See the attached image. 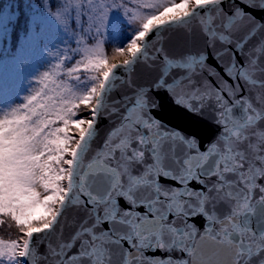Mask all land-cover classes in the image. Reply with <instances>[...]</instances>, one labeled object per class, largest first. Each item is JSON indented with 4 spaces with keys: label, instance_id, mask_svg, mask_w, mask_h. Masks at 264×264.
Masks as SVG:
<instances>
[{
    "label": "snow or ice",
    "instance_id": "obj_1",
    "mask_svg": "<svg viewBox=\"0 0 264 264\" xmlns=\"http://www.w3.org/2000/svg\"><path fill=\"white\" fill-rule=\"evenodd\" d=\"M46 10L74 47L0 105V227L18 233L0 264H264V0ZM138 66L155 79L114 96ZM160 93L218 129L203 150L154 115Z\"/></svg>",
    "mask_w": 264,
    "mask_h": 264
},
{
    "label": "rangeland",
    "instance_id": "obj_2",
    "mask_svg": "<svg viewBox=\"0 0 264 264\" xmlns=\"http://www.w3.org/2000/svg\"><path fill=\"white\" fill-rule=\"evenodd\" d=\"M47 7V4L34 6L28 31L14 49L10 44L9 23L15 12L8 6L0 7V105L20 103L38 74L56 62L59 50L74 47L71 27L65 29L58 24L48 15ZM81 114L87 117V109Z\"/></svg>",
    "mask_w": 264,
    "mask_h": 264
},
{
    "label": "water",
    "instance_id": "obj_3",
    "mask_svg": "<svg viewBox=\"0 0 264 264\" xmlns=\"http://www.w3.org/2000/svg\"><path fill=\"white\" fill-rule=\"evenodd\" d=\"M258 18L260 13H254ZM184 41L182 37H174L170 42L169 47L181 48L183 47ZM213 63V61H209ZM157 73L147 66H138L136 72L131 77V86L125 84L123 86L118 85L117 91L113 94L114 96H123L125 94H131L134 87L138 85L150 84L156 77ZM161 99V108L154 112V115L167 126L174 129H179L188 136H195L200 143L201 150L214 138L218 129L214 127L207 119L201 120L196 117H189L186 113L176 108L172 102L163 93L158 94ZM114 117H108L102 115L98 121V137L94 142V148H98L104 140L106 133L109 128L112 127ZM202 223V221L200 222Z\"/></svg>",
    "mask_w": 264,
    "mask_h": 264
},
{
    "label": "trees",
    "instance_id": "obj_4",
    "mask_svg": "<svg viewBox=\"0 0 264 264\" xmlns=\"http://www.w3.org/2000/svg\"><path fill=\"white\" fill-rule=\"evenodd\" d=\"M59 0H43L44 5H56ZM8 6L9 10L15 12L14 19L9 23L10 30V44L14 49L17 46L19 38L25 35L29 28V21L31 12L36 6V8L42 7V0H0V7ZM19 20V23H17ZM27 29V31H26ZM106 53L111 56L112 46H105ZM85 113V110L82 114ZM18 233L15 228L0 227V237L5 239H15Z\"/></svg>",
    "mask_w": 264,
    "mask_h": 264
}]
</instances>
